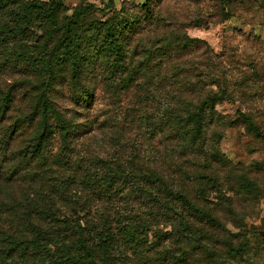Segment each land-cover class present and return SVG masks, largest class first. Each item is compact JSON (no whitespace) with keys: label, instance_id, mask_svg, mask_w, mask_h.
I'll use <instances>...</instances> for the list:
<instances>
[{"label":"trees","instance_id":"trees-1","mask_svg":"<svg viewBox=\"0 0 264 264\" xmlns=\"http://www.w3.org/2000/svg\"><path fill=\"white\" fill-rule=\"evenodd\" d=\"M87 1L0 0V264H226L235 174L202 140L252 124L219 119L230 97L185 28L226 22L233 0H185L212 8L185 26L161 0ZM96 126L108 140H80Z\"/></svg>","mask_w":264,"mask_h":264},{"label":"rangeland","instance_id":"rangeland-1","mask_svg":"<svg viewBox=\"0 0 264 264\" xmlns=\"http://www.w3.org/2000/svg\"><path fill=\"white\" fill-rule=\"evenodd\" d=\"M57 1L68 9L69 14L82 4V0ZM113 1L117 10L122 3L130 6L146 3V0ZM161 1H164L162 8L165 7L166 13L176 15L181 26L186 25L184 18L188 14L195 16L212 12L209 3L188 5L185 0ZM87 2L100 10L108 5L109 0ZM185 32L190 38L207 44L208 55L215 65L212 72L219 77L218 87L213 89L219 95L225 93L230 97V101L216 107L219 119L234 123L241 114H245L252 124L247 129L242 123L231 128L217 126L216 132L209 130L202 140L207 154L217 151L223 155L235 174L231 187L220 186V197L232 200L231 210L235 215L226 214L227 210L215 199L217 194L211 192L209 196L221 214H226L238 226L236 229L231 225L228 227L232 233L238 234L236 244L240 245V250L226 264H264V0H233L230 18L226 22L189 26ZM200 52L204 55L202 50ZM205 59L201 56L199 60ZM101 97L98 92L91 111L92 117L98 118L97 124L104 119L101 114L109 111L107 100ZM53 140L57 143V136ZM80 140L108 139L96 126L94 132L80 137ZM155 141L162 142L160 135Z\"/></svg>","mask_w":264,"mask_h":264}]
</instances>
